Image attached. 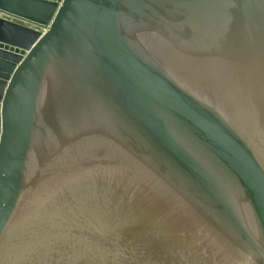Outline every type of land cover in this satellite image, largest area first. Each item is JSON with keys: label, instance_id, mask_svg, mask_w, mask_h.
<instances>
[{"label": "water", "instance_id": "1", "mask_svg": "<svg viewBox=\"0 0 264 264\" xmlns=\"http://www.w3.org/2000/svg\"><path fill=\"white\" fill-rule=\"evenodd\" d=\"M0 10V245L94 200L106 264H264V0Z\"/></svg>", "mask_w": 264, "mask_h": 264}, {"label": "bare ground", "instance_id": "2", "mask_svg": "<svg viewBox=\"0 0 264 264\" xmlns=\"http://www.w3.org/2000/svg\"><path fill=\"white\" fill-rule=\"evenodd\" d=\"M91 203L92 204L82 203L80 200L77 201L76 199L73 200L70 209H66V208L58 209V210L51 209L48 212H45L42 216L39 217L41 218L39 221H37L35 224L34 221H32L29 224V226H31L30 230L27 229L25 230L26 231L25 234H27L26 236H28L29 240L18 241L19 237L23 235L21 234L23 231L19 233H12L13 234L12 237H10V235L7 236L5 238V241H3V243L0 245V264H39L40 253L36 252L38 250L34 248L36 247L37 244L39 245L41 244L42 247H44L46 243H44L43 238L45 236L46 238L49 237V234L47 233L48 230L51 232L52 230H55L54 232H52L53 234L60 233L62 231H70L69 233H73L70 234V240L78 236L75 234V232H77V234H80V236L83 234L85 237V239L83 240L84 241L86 240V242L88 241V245H87L88 250H86V248H84V246L81 245V242H78L76 246L72 245V249L75 252V254L77 253L78 250H79L78 254H81L82 249L84 248L81 255L83 256L82 263L85 264L88 263V261L91 262V260L93 259L96 260L100 259L102 255L100 254L99 256L97 255L99 249L94 248L95 246L94 247L91 246V240H96L97 238H99V235L101 234L102 231L99 228H101L104 225L103 221L107 219L104 218V215L98 217L96 211L97 209L96 203H94V200H92ZM84 206L88 208L84 209ZM101 212L103 213V211ZM73 216H77L78 223H81V221L84 223L83 228L79 229L78 223L72 221ZM28 219L26 220V223H29ZM97 220H101L102 222ZM59 224L63 226V229H61V231H57V229L55 228L56 225ZM85 229L89 230V232H84ZM79 231L81 233H79ZM74 234L76 236H74ZM41 238L42 240H40ZM56 240H57L56 238L55 239L53 238V241ZM46 241L47 240H45V242ZM78 254L74 256L75 258H73V256L70 257L72 260L70 264H76L78 262H81V259H78L79 258Z\"/></svg>", "mask_w": 264, "mask_h": 264}, {"label": "rangeland", "instance_id": "3", "mask_svg": "<svg viewBox=\"0 0 264 264\" xmlns=\"http://www.w3.org/2000/svg\"><path fill=\"white\" fill-rule=\"evenodd\" d=\"M73 217H72V221H74L75 223H78L77 216H73ZM78 225H79L78 226L79 229L84 227V223L82 221H81V223H78ZM30 228H31V226H29L27 228V230H30ZM55 228L57 229V231H61V229H63V226L59 224V225H56ZM54 231L55 230H52V232H54ZM25 232L26 231L24 230L21 233L23 235H21L19 237L18 241L29 240V238H28V236H26L27 234H25ZM52 232L48 230L47 233L49 234V237L46 238V236H45L43 238L44 243H46L44 245V247H42L41 244L40 245L37 244L36 247L34 248V249L38 250L36 252L40 253L39 264H70L72 262L70 257L73 256V258H75L74 256L76 254H78V252H79V250H78L77 253L75 254V252L72 249V245L76 246V244L78 242H81V245H83L84 248H86V250H88V246H87L88 241L86 242V240L85 241L83 240V239H85L83 234L80 236V234H77V232H75V234L78 236H76L74 234V236H76V237H74V239L70 240V234H73V233H69L70 231H62V232L56 233V234H53ZM79 233H81V232L79 231ZM53 238L54 239L56 238L57 240L53 241ZM44 239L47 241L45 242ZM40 240H42V238ZM3 241H5V239ZM97 242L98 241H96V240H94V241L91 240V246L92 247L95 246L94 248L99 247V246L95 245ZM37 247H39V248H37ZM84 248L82 249V252H83ZM82 252H81V254H82ZM81 254H78L79 258L78 257L77 258L81 259V262H83V259H82L83 256ZM99 254L102 255L101 256L102 258L100 257V259H97L98 264L99 263L100 264H106L105 259H107V257L103 253H101V250L98 251L97 255L99 256ZM93 260H95V259H93Z\"/></svg>", "mask_w": 264, "mask_h": 264}, {"label": "built area", "instance_id": "4", "mask_svg": "<svg viewBox=\"0 0 264 264\" xmlns=\"http://www.w3.org/2000/svg\"><path fill=\"white\" fill-rule=\"evenodd\" d=\"M1 18H9V19L12 18L13 19V17L9 16L7 13L0 10V19Z\"/></svg>", "mask_w": 264, "mask_h": 264}]
</instances>
